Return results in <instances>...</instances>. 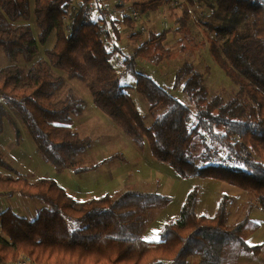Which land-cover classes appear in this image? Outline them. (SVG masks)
I'll use <instances>...</instances> for the list:
<instances>
[{"label":"trees","instance_id":"trees-1","mask_svg":"<svg viewBox=\"0 0 264 264\" xmlns=\"http://www.w3.org/2000/svg\"><path fill=\"white\" fill-rule=\"evenodd\" d=\"M115 1L0 0V51L7 63L0 66V132L7 121L18 142L23 129L58 172L89 171L84 154L91 140L72 129L73 119L85 111V102L68 85L76 81L137 151L148 144L152 156L178 176L226 183L245 199L237 205L234 196L221 195L213 217L197 216L193 189L178 219L159 233L160 241L148 243L142 235L169 203L167 197L126 190L75 200L53 180L18 175L0 146V198L44 205L33 219L10 208L0 212V264L20 255L33 264H238L257 256L262 245H249L246 238L258 228L251 212L264 213V0L210 5L212 17L234 21L205 23L209 36L198 46H207L236 92L228 100L209 96L203 74L184 62L174 88L182 90L192 110L136 70L138 60L158 65L170 58L167 37L171 29L188 33L194 2L176 6L181 13L172 28L159 24L161 32L143 38L129 11L148 19L172 0H122L124 7ZM121 26L132 33L133 54L117 45ZM115 55L147 102L149 127L110 64ZM198 136L206 145L195 156L191 146Z\"/></svg>","mask_w":264,"mask_h":264},{"label":"rangeland","instance_id":"rangeland-1","mask_svg":"<svg viewBox=\"0 0 264 264\" xmlns=\"http://www.w3.org/2000/svg\"><path fill=\"white\" fill-rule=\"evenodd\" d=\"M192 1L194 5L190 7L192 17L188 33H178L171 29L167 37L166 44L171 50L170 58L158 65L138 60L136 70L150 78L157 87L190 110H192L191 105L182 90L174 88L175 73L184 62L192 63L203 74L209 96L218 94L228 100L236 92L234 84L225 75L224 71L213 62L207 46H198L200 41L205 42L207 36H209V32L204 27L205 23L220 25L231 23L234 20L212 17L211 13L214 9L211 10L210 5L214 6V0ZM179 7L178 9L176 7L174 9L170 8L165 13L167 21L170 23L168 29L173 27L175 18L180 16L181 10ZM155 20L156 18L153 16L148 19L140 18V23L137 24L136 29L139 30V26L146 28L143 38H147L150 33L162 31L159 22L155 23ZM238 20L241 21L244 18ZM119 30L118 47L124 49L127 53L133 54L135 44L130 38L131 31L124 29L122 26ZM53 42L54 35L51 36L46 47H52ZM113 42L116 43V41ZM42 56L40 52L37 59ZM6 64L4 55L0 51V66L3 67ZM110 64L115 69L121 85L125 88V94L132 101L144 125L149 127L152 118L148 114L146 100L135 90L134 77L125 73L120 64V56L115 55L112 57ZM68 85L85 102V111L81 116L73 119L72 129L80 136L91 140L84 154L86 165L90 170L79 175H75L70 170L56 171L52 164L41 158L33 140L23 129H21V137L17 142L12 127L7 121H4L0 132V146L4 152L6 162L18 175L32 177L30 178L31 181L39 178L53 180L65 191L67 190L71 198L80 201L104 195H114L117 192L126 190L167 197L169 203L156 213L142 235L143 241L148 243L160 241V239L159 241L153 240L151 237L154 234L159 235L164 226L178 219L184 200L193 189L198 191V203L195 209L197 216L213 217L221 195L234 196L235 198L243 196L245 199V193L226 183L196 176H178L171 167L157 161L152 156L148 144L142 152L137 151L131 142L116 129L112 120L92 104L89 92L81 83L73 81ZM205 145L206 142L198 136L191 146V152L195 156H200L205 150ZM213 164H218V162L214 161ZM16 201L18 204H12ZM41 207H44V205L39 202H31L18 197L0 198V212L10 208L14 213L29 219L35 218L36 211ZM262 218L257 220L260 225L264 223V215ZM263 230L264 228L255 235L256 237H250V240L260 241L263 237ZM21 256L26 257L25 255L19 257ZM9 262L2 264H8ZM189 262L192 263L191 260Z\"/></svg>","mask_w":264,"mask_h":264},{"label":"built area","instance_id":"built-area-1","mask_svg":"<svg viewBox=\"0 0 264 264\" xmlns=\"http://www.w3.org/2000/svg\"><path fill=\"white\" fill-rule=\"evenodd\" d=\"M185 0H172L171 4L166 6H162L158 12H156L155 14V18L156 20L154 21L155 23H158L164 28L166 29L168 27V25L170 24L168 21H167V17L165 15V13L168 11L167 9L172 6V7H176V6H179L181 5ZM109 3L107 1H104V5L105 6H108ZM115 4L117 6H126V4L123 3L122 0H116L115 1ZM94 7V4L91 6V8ZM129 16L130 18L135 22V23H140V15L138 14L137 11H135L134 9L130 10L129 11ZM139 32L141 33H145L146 32V28H144L143 26H139ZM125 52V51H124ZM127 53V52H125ZM8 264H33V262L28 258V257H24V256H21L19 257L17 260L15 261H11L9 262Z\"/></svg>","mask_w":264,"mask_h":264},{"label":"crops","instance_id":"crops-1","mask_svg":"<svg viewBox=\"0 0 264 264\" xmlns=\"http://www.w3.org/2000/svg\"><path fill=\"white\" fill-rule=\"evenodd\" d=\"M67 194L69 195L68 191H67ZM237 198H236L237 205L240 204L244 200V197L243 196H240V197L237 196ZM12 204L16 205V204H18V202L16 201V202H13ZM10 207H11V205H10ZM263 215H264V213L262 214V212L259 209H254L251 212V214H250V220L253 223L257 224L258 228H257V230L255 232H253L252 234H250L246 238V241H247V243L249 245H254V246H256V245H262V248H261L260 253L257 256H254V257H244V258H241L239 260L238 264H264V230L262 232L263 233V237L260 239V241H257L256 239H255V241L254 240H250V237H253V236L257 235L264 228V223H262V225H260L258 223V221H257L258 219H263L262 218ZM252 239H254V238H252Z\"/></svg>","mask_w":264,"mask_h":264},{"label":"snow or ice","instance_id":"snow-or-ice-1","mask_svg":"<svg viewBox=\"0 0 264 264\" xmlns=\"http://www.w3.org/2000/svg\"><path fill=\"white\" fill-rule=\"evenodd\" d=\"M146 239H148V238H146ZM151 239L156 240V241H159L160 237H159L158 234H154V235L151 237Z\"/></svg>","mask_w":264,"mask_h":264}]
</instances>
